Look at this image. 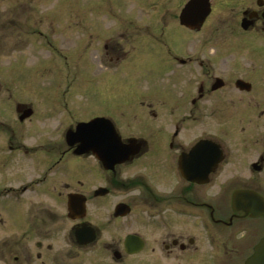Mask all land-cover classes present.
I'll use <instances>...</instances> for the list:
<instances>
[{
	"label": "flooded vegetation",
	"instance_id": "1",
	"mask_svg": "<svg viewBox=\"0 0 264 264\" xmlns=\"http://www.w3.org/2000/svg\"><path fill=\"white\" fill-rule=\"evenodd\" d=\"M52 1L0 6V264H84L123 222L129 264H246L264 235V0H76L69 24ZM67 25L93 30L86 107L36 84L50 61L24 63Z\"/></svg>",
	"mask_w": 264,
	"mask_h": 264
},
{
	"label": "rangeland",
	"instance_id": "2",
	"mask_svg": "<svg viewBox=\"0 0 264 264\" xmlns=\"http://www.w3.org/2000/svg\"><path fill=\"white\" fill-rule=\"evenodd\" d=\"M19 0H0V6H8V5H17ZM56 0H53L52 3L47 4L44 3L42 7H40V10L45 11H52L53 7L55 6ZM68 8H69V14L68 16V24L71 23L70 19L72 16L75 18L76 13H78V3L76 0H70L68 2ZM50 9V10H49ZM70 21V22H69ZM77 22L75 18V23ZM87 24V23H86ZM55 29V28H54ZM93 31L92 29L86 28L85 30L81 31L80 29H77L76 26L68 25L65 26L63 30L61 29H55L50 30L51 39L54 42L53 43V52L51 54L49 53L48 46H41L39 43L33 47V50L31 52H28V57L25 59L24 63L31 64L33 60H35V69H44L39 66V63L48 61L51 62V65L53 66L52 69L55 70L52 75H49L48 77H39L38 74H36V84L41 86L46 85H53V86H61V88L68 85L71 87V92L68 94V100L69 103L74 107H80V105L86 107L89 104H92L94 102L93 100V93L92 90L87 89L88 86H93L94 79L92 77H80V75L77 73L81 67L79 66V59H81L80 55V46H79V39L80 38H88L89 32ZM39 39V38H38ZM40 41V40H39ZM47 47V48H46ZM55 50H62L66 55L69 56V59L67 61V67H65V62L63 61V58L58 56V52ZM34 53V55H33ZM32 55V56H31ZM50 56L53 58L51 59ZM86 60H90L89 54L85 56ZM40 59H44L41 61ZM48 59V60H47ZM50 59V60H49ZM46 60V61H45ZM82 61V60H81ZM9 63V62H6ZM84 70L90 71L88 73V76H93L94 71L96 74L97 66L92 64V62L89 64L86 61V64L84 65ZM29 69L32 68V65L28 67ZM57 70H62L61 73L63 74V71H65L64 75L65 77H60L57 75ZM67 70V71H66ZM32 77L26 79V81H29ZM100 88V89H99ZM111 89L105 88V87H99L98 85V110L101 108V106H107V104L112 102V97L104 96L103 94H112ZM3 182L0 181V183ZM15 182V181H12ZM104 216V215H103ZM106 222V219L104 218L103 223ZM107 223V222H106ZM124 222L121 224H118V227H115L113 224L108 226H103L100 240L99 242L91 249H89V252L86 253V258L84 264H129L131 261V257L127 256L123 252L122 248V242L124 240L123 237H120V231L114 232L113 229H121L120 225H123ZM110 246L115 247L116 249H119L122 252V257L119 259H115L113 256V251L110 250ZM114 248V249H115Z\"/></svg>",
	"mask_w": 264,
	"mask_h": 264
},
{
	"label": "water",
	"instance_id": "3",
	"mask_svg": "<svg viewBox=\"0 0 264 264\" xmlns=\"http://www.w3.org/2000/svg\"><path fill=\"white\" fill-rule=\"evenodd\" d=\"M191 4L192 3H190L187 6V10H191V7H192ZM204 16H205V14H200L201 18H204ZM79 126L77 127V131L79 130ZM238 196L239 195L237 194V196L235 197V200H237L239 198ZM76 236L81 242H84V243L90 242V241L94 240V238H95L94 230L90 227H88V228L82 227L81 229H78L76 231ZM130 240H131V237H127L126 241H125L126 250L128 252H131V250L129 249ZM114 256L116 258H119L120 254L115 253ZM246 264H264V235L259 240V242L256 244L252 254L247 258Z\"/></svg>",
	"mask_w": 264,
	"mask_h": 264
}]
</instances>
